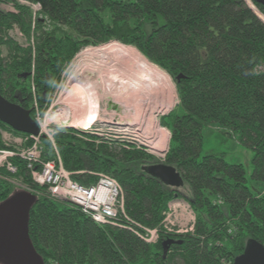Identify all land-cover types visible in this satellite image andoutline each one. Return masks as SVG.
<instances>
[{
  "label": "trees",
  "instance_id": "obj_1",
  "mask_svg": "<svg viewBox=\"0 0 264 264\" xmlns=\"http://www.w3.org/2000/svg\"><path fill=\"white\" fill-rule=\"evenodd\" d=\"M27 1L41 7L34 21L30 8L0 1V96L30 111L33 120L34 103L42 115L74 56L111 41L135 47L168 73L183 110L161 120L171 131L163 160L96 144L91 135L65 127L55 128L53 144L40 138L41 158L58 155L82 187L96 184L95 173L115 179L126 217L140 226L158 228L176 201L196 217L193 233L161 234L148 245L132 231L97 226L78 207L50 199L27 164L13 158L15 174L0 169V202L18 191L8 179L35 194L28 235L43 264H173L176 257L182 264H233L251 240L264 247V191L251 193L243 167L223 155L199 158L203 128L228 129L253 151L251 178L264 185V72L258 71L264 66V7L253 0H245L249 7L244 0ZM13 29L26 45L9 37ZM0 130L28 138L2 123ZM160 162L176 169L181 188L144 170Z\"/></svg>",
  "mask_w": 264,
  "mask_h": 264
},
{
  "label": "built area",
  "instance_id": "obj_2",
  "mask_svg": "<svg viewBox=\"0 0 264 264\" xmlns=\"http://www.w3.org/2000/svg\"><path fill=\"white\" fill-rule=\"evenodd\" d=\"M15 1L19 5L30 8L33 21L37 18L41 7L36 3H30L27 0H0ZM21 37L22 35L19 34ZM258 71L264 72V66L258 68ZM160 93L157 100L148 96L147 112L142 118L137 116L104 115L101 119L93 123L92 126H84L76 131L91 135L95 138L96 144H108L118 146L124 151H142L145 154L154 156L159 161L164 159L168 146L163 155L158 157L154 153V130L153 125L158 123L155 119L159 116H166L174 107L179 105V98L171 88L159 87ZM172 92V93H171ZM35 107V122L40 127L39 137L20 138L22 141L32 144L29 147L12 150H0V166L5 168L11 174H15L16 168L11 159L16 158L27 164L30 171L31 180L38 186L45 188V193L50 199L58 202H68L72 206L78 207L81 212L87 215L92 222L101 227H115L132 231L141 241L148 245L158 242L161 234L183 235L194 232L196 217L192 209L184 202H173L168 206V210L163 214V221L158 228H146L129 220L123 210L124 199L122 188L115 179L107 174H92L97 178L93 186L82 187L71 179L73 174L67 173L61 163V159L56 155V160L44 161L41 158L43 148L40 143L41 136L52 141V130L49 127L46 133L42 134V126L39 124L40 115H38L37 105ZM138 111V110H137ZM136 111V113H137ZM137 118V119H136ZM141 119V120H139ZM151 119L155 121H151ZM155 129V128H154ZM160 129V128H159ZM163 130V129H161ZM0 136L6 141L7 133L0 130ZM169 141V138H168ZM169 143V142H168ZM6 147L8 145H5ZM82 174V173H77ZM31 193V192H30ZM126 222L121 221L120 217ZM222 264H227L224 261Z\"/></svg>",
  "mask_w": 264,
  "mask_h": 264
},
{
  "label": "bare ground",
  "instance_id": "obj_3",
  "mask_svg": "<svg viewBox=\"0 0 264 264\" xmlns=\"http://www.w3.org/2000/svg\"><path fill=\"white\" fill-rule=\"evenodd\" d=\"M103 47L101 49L90 48L81 53L82 60L76 64L74 72L68 79L66 89L57 102L58 121L69 120L70 127H78L77 129L87 126L93 120L94 110L100 100L117 105L123 115L136 116L139 114L138 118H142L147 112L148 94L151 87L157 88L167 80L164 73L157 67L151 66L135 49L123 46ZM137 96L140 98H138L139 101L132 100ZM136 101V108L130 109V105ZM137 110L138 113H136ZM104 115L109 114L102 115L101 113L93 123ZM50 121V119L46 121V124L49 125ZM152 130H154L155 143L153 151L162 156L168 146L169 136L166 131L155 125ZM44 133H46L45 128L42 129V134Z\"/></svg>",
  "mask_w": 264,
  "mask_h": 264
},
{
  "label": "rangeland",
  "instance_id": "obj_4",
  "mask_svg": "<svg viewBox=\"0 0 264 264\" xmlns=\"http://www.w3.org/2000/svg\"><path fill=\"white\" fill-rule=\"evenodd\" d=\"M245 3H246V1H245ZM247 6H248V4H247ZM255 15L259 18V16L256 13H255ZM157 23L161 24L159 19H158ZM150 31H151V26L147 25L145 27L146 34H149ZM19 34H20V32L17 29H13L12 32L9 33V37L11 39L16 40L20 45H23V46L26 45V40H24L22 36L20 37ZM103 46H110V47L112 46L114 48H119V46H121V47L123 46V47H129L131 49H135L137 51V49L135 47L126 46V45H123V44L121 45V44H119L116 41H111L109 43L100 44V46H93V47H90V48H92V49H101V48H104ZM90 48L88 47V48L82 49L81 51H79L78 54H76L74 56L73 60L69 63V65L66 66V68L64 70V73L61 75V77H60V79L58 81L59 84L56 86V88L52 92V95L50 96V98L48 100V107L45 109V111L42 113V115H40L39 110H38V115H40L39 124H41L42 129L45 128V131H46L47 128L49 127V125L46 124V121H48L49 119L51 120L49 122V124H50L49 130L51 129L52 132H53V134L51 136L52 137V141L49 140L48 138L47 139L52 144L54 142L53 141L54 140L53 139L54 138L53 135L55 133V128H61V127L70 128V129L71 128H73V129L78 128V127H73V126L70 127V121L69 120L66 121V122L58 121V118H57V115H56L57 111L59 110V108L57 106V102H58V100L60 98V95L65 91L68 79L72 75V73L74 72V69L76 68L75 67L76 64L80 60H82V57H80L81 53H83V51H86L87 49H90ZM139 55L141 56L140 53H139ZM101 58H104V57H101ZM104 59H106V58H104ZM144 60H146L154 68L157 67V69L159 71H161L162 73H164L165 76L167 77V80L164 79L165 81L161 85H159L157 88L155 87L156 89L154 87H151L152 89H151V91L149 92L148 95L150 97H152V98L154 97V99L157 100V97L160 94L158 92V90L161 89L159 87L163 86L165 88V87L169 86V88H171L172 92L175 93L176 98H178L177 87H175L174 81L168 75V73H166L160 66H157V65L151 63L150 61H148L146 59V57L144 58ZM138 98H139L138 96L137 97H133L132 100L139 101ZM102 101L103 100L98 101V103L96 105V108L94 110L93 120L90 122V124H92L93 121H95V119H97L100 116L101 113H102V115L105 114V113H108L109 115L110 114H112V115H120V116H123L122 119H125V115H123L122 112H120L119 107L117 105H113L111 102H105V101L102 102ZM137 101H136V103L130 105V107H131L130 109L134 110V108H136ZM34 107H35V105H34ZM98 112H101V113H98ZM137 113H138V111H137ZM172 113L175 116H180L181 114H183V110L181 108L179 109L178 107H174L173 110L170 111L169 114H167L166 116H159L157 119H155L157 121V123H158L157 128L163 129L164 131L167 132V134L169 136V141H170V137H171V131L169 130L168 127H165L162 124L161 120H162V118L169 117V115L172 114ZM136 116L138 118L139 114H137ZM155 120L151 119V121H155ZM166 121H167L168 124H170V122H171L170 119H166ZM58 123H60V124H58ZM90 124H88L87 126H89ZM4 133H7V139L5 141L0 136V138L2 139V142L4 144V147H5L2 150L9 149V150H12V151H16L18 149H22V148L26 147V143L27 142L22 141V139H20L21 137H18V136L14 137L10 133H8L7 131L4 132ZM202 141H203V143H202V147H201V150H200V152H201L200 153V157H199L200 159L203 158L205 155H209V154H211V155H215V154L223 155L224 156V161H227V163L232 164V165L239 164V165H241L243 167V170L245 171V180L247 182V188L250 190L251 193L256 194V193H260V192L264 191V185L262 183H257L255 181H253L252 178H251V175H252V171H251L252 170L251 169L252 160L251 159H252V156H253V151L250 148L242 145L240 143L237 135H233L228 129H225V128L222 129V128H219L217 125H213V126H210V127L203 128ZM40 143H41V141H40ZM5 145H8V146L6 147ZM169 145H170V142L168 143V148H169ZM158 157H160V156L158 155ZM0 169L5 170V168H3L1 166H0ZM65 171L67 173H69L67 170H65ZM7 182H10L14 186V188L16 190H18V191H20V190L27 191L25 186L20 181L16 182V181H13L11 179H8ZM44 191H45V189H44ZM183 235H186V233L183 234ZM172 262H173V264H182V262H180V260L177 257Z\"/></svg>",
  "mask_w": 264,
  "mask_h": 264
},
{
  "label": "water",
  "instance_id": "obj_5",
  "mask_svg": "<svg viewBox=\"0 0 264 264\" xmlns=\"http://www.w3.org/2000/svg\"><path fill=\"white\" fill-rule=\"evenodd\" d=\"M253 1L264 7V0ZM0 123L26 136L39 137L40 134V127L30 116V111L10 103L2 96ZM144 170L165 186L176 189L183 186L180 174L172 166L160 162ZM35 201V194L20 190L0 202V264H43L28 235L29 212ZM168 244L170 241L164 242V246ZM233 264H264V247L251 240Z\"/></svg>",
  "mask_w": 264,
  "mask_h": 264
}]
</instances>
